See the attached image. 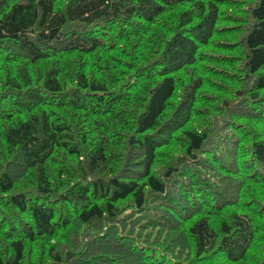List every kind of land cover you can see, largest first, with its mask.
Masks as SVG:
<instances>
[{"label": "trees", "instance_id": "16d2710c", "mask_svg": "<svg viewBox=\"0 0 264 264\" xmlns=\"http://www.w3.org/2000/svg\"><path fill=\"white\" fill-rule=\"evenodd\" d=\"M0 264H264V0H0Z\"/></svg>", "mask_w": 264, "mask_h": 264}]
</instances>
